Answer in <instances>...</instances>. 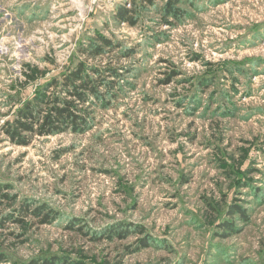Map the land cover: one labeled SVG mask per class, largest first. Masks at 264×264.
Wrapping results in <instances>:
<instances>
[{"label": "rangeland", "instance_id": "374dc122", "mask_svg": "<svg viewBox=\"0 0 264 264\" xmlns=\"http://www.w3.org/2000/svg\"><path fill=\"white\" fill-rule=\"evenodd\" d=\"M80 61L87 130L14 142ZM0 189V264H264V0H0Z\"/></svg>", "mask_w": 264, "mask_h": 264}, {"label": "trees", "instance_id": "16d2710c", "mask_svg": "<svg viewBox=\"0 0 264 264\" xmlns=\"http://www.w3.org/2000/svg\"><path fill=\"white\" fill-rule=\"evenodd\" d=\"M145 1L153 3V0ZM172 5L173 2L171 1L166 11L178 16L176 11L175 13L172 12V10H175ZM128 11L129 9L126 6L119 7L116 18L127 21L129 18ZM106 42L110 43L109 41ZM83 53L89 54L88 49H84ZM100 53L101 48L98 47L91 54ZM90 73L98 75L100 70L96 67H87L85 63L80 61L75 68L56 77L19 110L17 119L10 127L8 126L6 133L10 135L14 142L28 144L35 134L48 136L67 130L75 133L87 130L92 117L91 111L88 110L86 105L91 102V97L102 99L104 95H110V92L118 84L113 79H108L115 76L112 72L107 77L105 76V79H101L102 81L92 78L89 76ZM54 85L59 86L58 93L50 91V88ZM103 88H105L104 92L101 90ZM21 209L20 214L22 215L30 213L28 205L21 206ZM35 214H41V207L35 209ZM47 215L48 213L45 216L47 217ZM56 262L53 258L33 261L31 264H56Z\"/></svg>", "mask_w": 264, "mask_h": 264}]
</instances>
